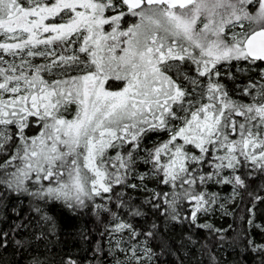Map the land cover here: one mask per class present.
I'll use <instances>...</instances> for the list:
<instances>
[{
	"label": "snow or ice",
	"instance_id": "snow-or-ice-1",
	"mask_svg": "<svg viewBox=\"0 0 264 264\" xmlns=\"http://www.w3.org/2000/svg\"><path fill=\"white\" fill-rule=\"evenodd\" d=\"M233 62L256 73L236 86L239 98L219 71ZM261 65L264 0H0V202L18 194L88 207L104 224L93 257L100 264H219L215 248L235 240L198 221L218 204L211 187L239 195L249 178L264 179ZM161 132L166 140L142 146ZM151 180L170 191L139 204L127 196L149 193ZM34 211L38 234L0 231V249L13 244L16 264H55L52 229L43 227L54 220ZM173 222L207 228L216 243L197 249L191 237L173 239L163 227ZM245 236V251L264 264V243Z\"/></svg>",
	"mask_w": 264,
	"mask_h": 264
},
{
	"label": "trees",
	"instance_id": "trees-1",
	"mask_svg": "<svg viewBox=\"0 0 264 264\" xmlns=\"http://www.w3.org/2000/svg\"><path fill=\"white\" fill-rule=\"evenodd\" d=\"M243 64L240 62L235 66L231 64L229 69L220 71L222 83L226 85L229 95L234 98H239L240 94L237 85L243 88L244 85L256 75L251 68L240 67ZM240 67V68H238ZM264 67V65H261ZM244 70V71H242ZM229 73L235 77L234 80L227 79ZM167 133H149L143 141L144 147H151L159 141L166 140ZM197 155L199 150L195 149ZM6 156H0V163L6 159ZM144 171L141 165L138 171ZM131 183H139L137 179H131ZM149 188V193L143 190L126 189L127 196L132 198V201L139 204L145 200L146 195L151 191L161 192L170 191L166 185H159L156 180L146 181ZM247 189H241L239 195H235L232 200L222 202L224 196L229 195L232 190L231 186H213L209 191L218 192V204L214 206V210L202 216L198 223L210 224L215 229H226V233L230 241L235 240L234 246L224 245L222 248H215V258L219 264H255V254L245 251L244 241L247 239L245 233L254 238L256 243H264V201H254L253 196H264V179H251L247 181ZM252 193L253 196H250ZM253 203L255 207L253 208ZM223 205L222 207L220 205ZM40 207L44 212L51 216L54 220V225H44V230L49 232V239L47 241L48 247L51 249L50 257L54 259L55 264H63V258L71 257L77 261V264H100L99 260L93 259L94 249L100 247L97 242L102 241L101 231L104 224L97 214L88 207L83 209L75 208L69 209L62 202H56L49 205H37L30 197L26 195L11 194L4 197L0 202V231H7L12 234L13 238L19 239L15 236L13 229L26 234V238L31 239L33 234H38V226L40 225V214L36 213L34 209ZM252 208L253 215L250 216L249 209ZM182 211L187 213L190 208L183 207ZM156 220L155 217L152 218ZM252 220V224H248V220ZM157 223H160L156 220ZM136 224H142V220L134 221ZM25 225L20 228V225ZM259 225L260 227H256ZM173 239H180L181 237H191L193 241L198 242L197 249L200 244L209 248L216 243L214 233L205 229L191 228L189 230L186 223L174 224L166 223L163 225ZM195 255H200L199 252ZM187 257V251L185 252ZM204 259L203 256H200ZM21 259L19 254H15V246L11 243L7 248L0 249V264H16V261ZM166 264H171L172 258H164ZM24 264H28L27 261Z\"/></svg>",
	"mask_w": 264,
	"mask_h": 264
},
{
	"label": "rangeland",
	"instance_id": "rangeland-1",
	"mask_svg": "<svg viewBox=\"0 0 264 264\" xmlns=\"http://www.w3.org/2000/svg\"><path fill=\"white\" fill-rule=\"evenodd\" d=\"M49 23H52V22H56V23H59V22H61L60 20H59V18H57L55 21H53V20H49L48 21ZM128 22L129 23H131V22H134L133 21V19L132 18H128ZM70 54V53H69ZM233 63H235V66H237V64L238 63H236V62H233ZM243 65L242 66H240V67H246V68H249L246 64H244L243 62H241ZM231 67V64L230 65H225V66H220L219 67V71H223V70H226V69H229ZM240 67H238V68H240ZM242 71H244V70H242ZM120 84V82H113V81H109V85H111L112 86V88L114 89L117 85H119ZM109 85H106V87H108ZM38 129H36V128H33V129H31L30 131H29V135H34L35 133H36V131H37ZM167 135V137L166 138H168V134H166ZM188 147V150L191 152V151H195V149H193L192 148V146H187ZM111 154V153H110ZM198 154H199V152H198ZM139 172H143V171H140L139 170ZM230 193H229V195L228 196H224L223 198H226V199H222L221 201L222 202H224L225 200L226 201H228V200H232L233 198H234V196L235 195H233V193H232V190H230L229 191Z\"/></svg>",
	"mask_w": 264,
	"mask_h": 264
}]
</instances>
